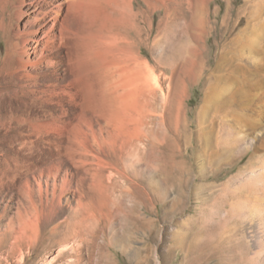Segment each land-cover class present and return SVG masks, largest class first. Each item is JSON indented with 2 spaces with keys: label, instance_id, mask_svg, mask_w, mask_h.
<instances>
[{
  "label": "rangeland",
  "instance_id": "obj_1",
  "mask_svg": "<svg viewBox=\"0 0 264 264\" xmlns=\"http://www.w3.org/2000/svg\"><path fill=\"white\" fill-rule=\"evenodd\" d=\"M123 1L132 46L159 83L151 82L158 94L156 105L161 109L171 91L179 94L174 105L182 110L179 126L168 118L155 121L161 137L178 134L172 145L177 157L175 187L165 189L164 177L149 161L150 153L142 161L124 158L117 163L126 177L110 170L112 176L108 170L105 173L104 180L113 182L107 199L86 190L93 208L97 205L95 210L83 215L76 214L75 204L62 206L51 218L41 220L38 240H28L18 224V210L25 204L20 188L26 181L36 188L33 170L51 159L49 140H57L39 136L33 123L60 111L55 97L53 104H47L42 101L46 93H33L41 81H58V68L55 64L46 75L32 70L29 86L23 85L20 71L1 73L0 264H47L48 260L49 264H250L256 249L253 226L249 219L225 222L230 209L222 206L226 194L235 197L230 202L247 198L252 189L248 178L264 170V117L251 108L253 101L264 102V0H174L165 6L158 0ZM4 19L10 37L17 22L10 12ZM4 51L2 40L0 52ZM14 61L18 62L17 55ZM70 62L66 61L67 76L77 66ZM75 68L72 71L81 72L86 96H91L93 82L84 64L80 61ZM244 119L258 120L261 127L247 133L240 127ZM221 122L238 127L237 137L244 143L241 150H248L243 161L237 162L235 154L213 160H207L203 150L197 154L195 146L213 140L210 128L218 130ZM206 149L209 154L215 151ZM7 170L10 174L3 175ZM157 188L167 191L163 203L155 201ZM205 204L211 211H204ZM79 222L85 226L80 237L73 231ZM209 243L223 244L227 253L206 257ZM201 254L207 259L201 260Z\"/></svg>",
  "mask_w": 264,
  "mask_h": 264
},
{
  "label": "bare ground",
  "instance_id": "obj_2",
  "mask_svg": "<svg viewBox=\"0 0 264 264\" xmlns=\"http://www.w3.org/2000/svg\"><path fill=\"white\" fill-rule=\"evenodd\" d=\"M158 1L165 6L174 0ZM124 7L123 0H0V42L5 40L6 50L0 52V74L20 71L23 85L29 86L32 83V70L42 71L46 75L54 71L55 64L58 68V81L51 78L46 82L41 81L37 83L38 90L33 93H46L47 97L42 101L47 104H53L52 98L55 97L60 111L56 116H46L33 123L39 136H54L57 140H49L53 143L51 159L33 170L36 188L28 181L20 188L25 204L18 210V224L24 236L32 242L39 238L41 220L51 218L62 206L70 208L72 204L77 205L76 214L94 209L87 189L98 193L103 200L107 199L113 182L106 180L107 187L105 173L110 170L126 177V172H122L117 163L124 158L142 161L145 154L149 156L150 153L149 161L154 165L155 172L164 177L165 189L175 187L177 157L172 145L178 134L175 132L161 137L155 121L168 118L171 124L176 122L174 125L179 126L182 110L179 105L177 110L174 107L179 94L171 91L164 97L161 109L156 105L158 94L151 82L154 80L155 86H159V83L132 46L128 36L131 23ZM6 12H10L17 22L10 37L6 34ZM183 16L188 17L187 14ZM82 27L88 35L82 34ZM15 55L18 56L16 63ZM67 60L76 63V68L80 61L84 64L87 76L93 82L91 98L82 88L84 83L82 85L81 82L84 81L81 72L72 71L74 65L69 75H65ZM37 75L39 77V73ZM252 104V110L263 118L264 102L253 101ZM244 121L245 125L240 127L246 128L247 133L261 127L258 120ZM210 130L208 133L214 142L210 138L201 140L202 143L195 146L197 154L203 150L207 160L229 158L235 154L239 159L237 162L243 161L242 157L248 150H241L244 143L241 136L237 137L240 133L238 127L221 122L218 130ZM206 147H213L214 153L209 154ZM190 153L191 147L188 146V160ZM250 156L251 159L255 158L253 153ZM8 174V170L3 173ZM247 183L252 185L247 198L238 196L240 200L230 202L235 197L225 193L227 199H224L222 207L230 209L229 219L225 222L249 219L256 243L249 262L264 264V170L249 177ZM164 191L167 192L163 189L160 192L157 188L155 201L165 202ZM203 209L211 211L212 208L205 204ZM81 226L83 230L85 226L80 222L73 225V231L79 237L85 233L81 232ZM239 244L242 246V242ZM206 250V257L209 258L227 253L228 248L221 243H209ZM195 251L198 252L199 248ZM204 257L201 254L200 259H207ZM46 263L49 264V260Z\"/></svg>",
  "mask_w": 264,
  "mask_h": 264
}]
</instances>
